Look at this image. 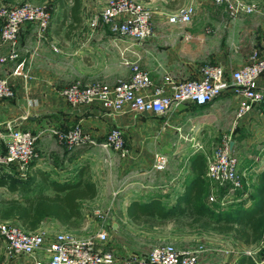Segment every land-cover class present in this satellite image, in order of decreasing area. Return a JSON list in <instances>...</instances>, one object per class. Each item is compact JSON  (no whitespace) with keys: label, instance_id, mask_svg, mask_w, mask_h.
<instances>
[{"label":"crops","instance_id":"obj_1","mask_svg":"<svg viewBox=\"0 0 264 264\" xmlns=\"http://www.w3.org/2000/svg\"><path fill=\"white\" fill-rule=\"evenodd\" d=\"M140 1L151 11V34L143 40L116 36L108 24L101 21L94 26L89 24L91 14L98 11L105 0H79L77 23L71 20L72 0H61V6L56 0L43 32L38 35L33 22L20 25L17 57L0 62V77H7L13 89L11 97L0 98V135L6 120L35 133L37 156L28 173L41 169L50 179L59 181L72 178L76 167L85 162L95 185L92 197L79 199L82 219L78 226L68 227L56 218L44 217L35 229L48 233L62 229L89 232V225L96 222L109 237L112 225L108 223H115L110 208L120 207L122 217L131 221L125 208L132 199L147 201L156 197L162 205L173 204L188 177L196 172L197 166L190 164L191 158L200 154L206 163L209 152H199L192 146L199 141L194 137L199 130H209L211 126L226 128L229 148L237 160L241 187L230 195L232 205H250L259 196L256 192L260 187L264 200V96L237 117L240 94L227 88L211 101L195 106L206 108L210 115L209 118L204 116L198 126H192L193 135L187 137L190 129L187 119L174 123L171 119L174 115L183 116L184 109L173 113L171 108L163 115L128 109L106 114L97 104L71 105L60 95L63 86L76 80L99 79L113 84L127 79L130 70L122 63L124 58L136 59L151 82L159 84L166 74L177 80L196 77L199 66L205 62L219 63L230 70L245 63L252 50L264 57V0H244L251 3L254 10L234 18L211 0ZM187 3L194 5L189 22L168 21L169 13ZM5 51L6 46L0 44V54ZM256 86L264 90V70L257 76ZM185 105L193 106L186 103L177 107ZM73 124L90 132L95 143L77 156L65 157L62 144L51 129L63 130ZM113 125L121 129L127 149L124 155L100 144ZM154 151L166 154L163 169L151 166ZM199 165L203 176L209 180L205 175L206 164ZM1 170L6 169L0 167ZM38 192L52 191L48 185L38 183L32 193ZM2 198L20 199L21 194L0 185ZM5 219L18 223L14 218ZM0 264L34 263L31 256H6L0 237Z\"/></svg>","mask_w":264,"mask_h":264},{"label":"built area","instance_id":"obj_2","mask_svg":"<svg viewBox=\"0 0 264 264\" xmlns=\"http://www.w3.org/2000/svg\"><path fill=\"white\" fill-rule=\"evenodd\" d=\"M225 8L229 17L242 12H251L254 6L244 0H211ZM194 10L192 3L177 6L167 19L171 22H189ZM0 44L6 51L0 54V62L14 60L17 55V32L23 23L33 22L40 35L49 20V11L44 4L25 1L19 4H0ZM108 24L116 36H130L143 40L151 34V11L140 0H105L103 6L92 13L89 24ZM130 70L129 77L109 84L99 79L87 82L78 80L63 86L59 93L71 105L97 104L106 114H115L125 109L135 113L151 112L156 115L168 113L171 108L192 103L203 105L227 88H233L240 97L235 115L238 117L258 103L264 90L256 86V78L264 70V57L252 50L245 63L225 70L219 63L205 62L193 78L173 79L163 76V81L153 84L147 72L141 69L136 59H122ZM13 95L12 85L7 77H0V98ZM0 136L3 150L0 152V166L6 170L12 166L21 176L36 156V135L28 128H22L11 120L2 124ZM51 133L61 144L71 147L78 144H94L90 132L79 124ZM229 137L221 145L206 153L205 175L218 184H228L231 190L241 187L237 160L231 152ZM102 146L110 147L124 155L127 149L118 126H111L106 132ZM154 169H163L167 157L159 151L152 153ZM208 199H212L211 196ZM264 236V228L262 229ZM0 237L3 250L8 257L31 256L34 264H197L199 248L179 249L171 242H162L150 247L144 254L117 256L106 247L107 232L99 226L94 233L79 234L68 229L48 233L44 229H25L8 219H0Z\"/></svg>","mask_w":264,"mask_h":264},{"label":"trees","instance_id":"obj_3","mask_svg":"<svg viewBox=\"0 0 264 264\" xmlns=\"http://www.w3.org/2000/svg\"><path fill=\"white\" fill-rule=\"evenodd\" d=\"M182 0H172L180 3ZM61 6V0H59ZM79 0H72L70 5L71 20L78 22L76 10ZM192 104V103H191ZM193 106H198L193 104ZM65 157L77 156L85 151L87 144H78L67 147L62 144ZM4 148V146H3ZM3 150V149H2ZM33 161V160H32ZM32 161L28 164V169ZM205 164L200 154H195L191 165H196V172L188 177L182 192L176 196L175 202L170 205H162L156 197L147 201L132 199L125 208L126 215L135 224H139L146 218L154 219V224L165 222H179L193 225L197 222L212 224L220 232L233 231L245 242L255 238L264 225V200L261 197L262 188H258L259 196L248 206H238L233 211H213L206 203L207 180L202 174ZM1 167V166H0ZM21 176L11 166L9 170H1L0 185L11 191H17L21 198L0 199V218H14L17 224L25 229H35L44 217H53L68 227H76L80 224L82 215L79 199L90 198L95 194L94 182L89 177L87 163H80L72 178L63 180L50 179L48 173L41 169H32ZM38 183H44L51 189V193H32ZM188 219L184 222L183 217ZM233 264H264L256 263L250 255L240 254Z\"/></svg>","mask_w":264,"mask_h":264},{"label":"rangeland","instance_id":"obj_4","mask_svg":"<svg viewBox=\"0 0 264 264\" xmlns=\"http://www.w3.org/2000/svg\"><path fill=\"white\" fill-rule=\"evenodd\" d=\"M25 1L44 4L49 12H51L56 2V0H0V4H19ZM179 109L186 110L182 114L183 116L174 115L171 119L173 123L187 119V125L190 128L187 130V137L193 135L192 126H198L204 120V116L209 118L210 115L207 113L206 108L192 105L174 107L172 112L178 113ZM202 131H204L203 134ZM196 135L194 137L199 141L193 143L192 147L197 148L196 150H199V152H202V150L211 152L214 148L221 145L227 133L225 127L217 128L211 126L209 130H199ZM186 143L190 145V142L186 141ZM198 144H200V147ZM2 149L3 142L0 141V152ZM206 180V203L213 211H233L236 206L232 205L230 195L235 190H231L228 184H218L207 178ZM251 194L255 196V193ZM209 196L212 199H208ZM110 209L115 216V223H108V225H112V231H109L106 247L110 248L119 257L123 258L132 254L142 255L155 244L171 242L179 249L199 248L197 264H233L240 254L250 255L256 263H264V236L261 233L264 225L260 227L259 233L255 238L245 242L233 231L220 232L212 224L203 221L193 225L179 222L154 224V219L146 218L141 223L135 224L122 217L120 207H112ZM187 219L188 213L187 216L183 217L182 221L184 222ZM95 223L89 225V232L88 230H81L78 233L85 235L94 233L97 229L95 227H98L97 225L99 224Z\"/></svg>","mask_w":264,"mask_h":264}]
</instances>
